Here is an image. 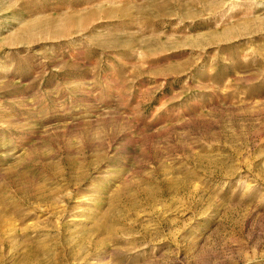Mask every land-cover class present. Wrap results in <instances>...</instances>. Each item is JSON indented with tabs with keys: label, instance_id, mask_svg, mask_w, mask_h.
I'll use <instances>...</instances> for the list:
<instances>
[{
	"label": "rangeland",
	"instance_id": "rangeland-1",
	"mask_svg": "<svg viewBox=\"0 0 264 264\" xmlns=\"http://www.w3.org/2000/svg\"><path fill=\"white\" fill-rule=\"evenodd\" d=\"M0 264H264V0H0Z\"/></svg>",
	"mask_w": 264,
	"mask_h": 264
}]
</instances>
